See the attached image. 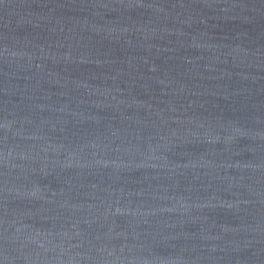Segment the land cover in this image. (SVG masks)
I'll return each mask as SVG.
<instances>
[{
	"label": "water",
	"instance_id": "1",
	"mask_svg": "<svg viewBox=\"0 0 264 264\" xmlns=\"http://www.w3.org/2000/svg\"><path fill=\"white\" fill-rule=\"evenodd\" d=\"M0 264H264V0H0Z\"/></svg>",
	"mask_w": 264,
	"mask_h": 264
}]
</instances>
